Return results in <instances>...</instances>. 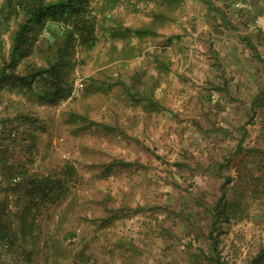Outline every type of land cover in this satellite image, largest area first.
I'll return each mask as SVG.
<instances>
[{"label": "rangeland", "instance_id": "374dc122", "mask_svg": "<svg viewBox=\"0 0 264 264\" xmlns=\"http://www.w3.org/2000/svg\"><path fill=\"white\" fill-rule=\"evenodd\" d=\"M162 1L113 3L110 0L115 6L103 10L107 0H92V15L97 17L95 39L89 45H76L69 76L72 91L79 79L84 80V87L73 98H69L70 93L53 104H31L21 86L0 90V118H14L13 124L20 133L27 131V126L14 117L19 111L31 109L42 119L44 131L39 132L38 148L32 158L25 160L27 167L31 171L49 173L55 164L71 161L79 171V179L72 182L60 198L33 205L30 210L26 209L27 197L20 200L16 193L7 195L17 239L11 246L0 243V264H185L189 245L208 248L203 237V227L207 224L203 221L205 207L201 206L203 182L195 168L175 165L183 159L180 154L176 157V148L170 144L167 151L156 146L153 134L150 136L143 131L138 141L130 140L127 136H136L121 134L120 130L109 133L101 125L118 126L126 132L127 128L131 129L124 120L130 110L138 112L140 106L128 102V97L117 87L109 93L98 89L94 85L98 80L95 76L105 69L122 74L140 67L146 71L153 69L148 65L154 54L152 48L158 44L156 38L161 37L162 31L167 33L168 24L177 22L183 14L174 13L175 20L159 28L156 38L134 36L123 27L151 23L153 12L162 7ZM2 3L0 0V5ZM138 4L143 6L138 7ZM15 28V21L0 27V67L9 56ZM50 28L46 27L42 33L38 29V40L31 46L29 55L21 60L18 71L22 70L23 61L39 55L37 48L44 37L51 35ZM118 28L119 32L112 35ZM124 49L134 51L135 56L121 58ZM147 77L151 80L149 75ZM84 101L89 107L97 105L89 112V118L96 123L88 128H83L80 119L75 120L71 113L75 109L82 112ZM179 129L183 131L181 125ZM178 142L181 145L180 134ZM180 147L184 150L181 154H189L183 145ZM114 160L136 161V164L128 168L111 167ZM1 174L0 171V198H4L5 182ZM215 195L212 191L209 199L212 201ZM117 214L119 216L114 218ZM200 228L203 234L197 232ZM255 234L258 233L247 239L240 236L242 240L235 237L238 244L223 235L220 247H228L227 257L232 264H248L257 254L262 235L254 237ZM85 242L90 247L88 258L82 262L78 255ZM230 243L237 252H232L234 248Z\"/></svg>", "mask_w": 264, "mask_h": 264}, {"label": "crops", "instance_id": "0c3cea01", "mask_svg": "<svg viewBox=\"0 0 264 264\" xmlns=\"http://www.w3.org/2000/svg\"><path fill=\"white\" fill-rule=\"evenodd\" d=\"M175 13L183 14L180 25L172 22L170 32L155 36L153 69L147 70L159 104L128 112L127 133L136 137L127 138L138 141L145 131L162 149L172 144L203 182V221L210 223L225 195L220 209L229 212L221 237L238 244L235 237L256 232L262 238L255 253L264 252V0H184ZM182 145L188 155L180 153ZM228 252L222 249L232 264ZM189 260L185 264H197ZM200 262L209 264L204 257Z\"/></svg>", "mask_w": 264, "mask_h": 264}, {"label": "trees", "instance_id": "16d2710c", "mask_svg": "<svg viewBox=\"0 0 264 264\" xmlns=\"http://www.w3.org/2000/svg\"><path fill=\"white\" fill-rule=\"evenodd\" d=\"M112 1L116 3L119 0ZM183 1L163 0L162 7L153 12L151 23L138 27L127 26L123 29L128 34L140 38L157 36L159 28L175 20L173 14ZM109 2L110 0H107L104 3L103 10H109L115 6ZM165 7H168L169 12L165 10ZM92 9V0H3L0 5V27L15 21L16 28L12 33L9 56L0 67V90L21 86L25 88V96L29 97L31 104H53L72 93L69 67L72 64L76 45L78 43L89 45L95 39L97 17L92 15ZM46 27H51V35L44 37L45 39L38 46L39 55L26 62L23 61V68L18 71L21 60L29 55L31 46L38 40L36 32L40 30L42 33ZM117 32L119 28L112 35H116ZM135 54L130 49H124L121 58L130 59ZM131 71L122 74L120 71L105 69L95 76L98 80H95L94 85L98 89L103 88L107 93L117 87L134 104H143L145 107L159 104L154 96V88L147 77L146 69L140 67ZM96 106L89 107L84 101L81 108L83 111L72 110V117L75 120L80 119L79 122L83 128L91 127L96 122L89 118V112ZM14 117L18 118L20 123L26 124L27 131L23 134L13 124L14 118L10 116L0 118V171L5 182V197L0 198V243H6L9 246L13 245L17 239L14 236L12 211L7 199L10 192L16 193L20 200L22 197H27L26 209L30 210L33 205L57 200L68 190L72 182L79 179L77 165L71 161L55 164L49 173L31 171L25 160H30L34 150L38 148L39 132L44 131L42 119L31 109L27 112L19 111ZM101 125L109 133L119 130L121 134L127 133L118 126L104 125V123ZM134 164L136 161L125 160H114L110 163L111 167L122 168H128ZM176 165L191 168L188 163L181 161H178ZM224 196L219 198L217 205L213 211L211 210L210 223L203 227L205 235L201 228L197 231L207 240L208 248H195L189 245L190 262L201 264L200 261L204 257L209 264H229L220 247L224 222H226L224 220H228L222 218H228L229 212L226 206L220 209ZM240 207H237L238 210ZM118 216L117 214L113 217ZM89 247L88 242L82 244L78 255L83 259L82 262L88 258ZM263 261L264 252L260 251L248 264H264Z\"/></svg>", "mask_w": 264, "mask_h": 264}, {"label": "built area", "instance_id": "2783aa9c", "mask_svg": "<svg viewBox=\"0 0 264 264\" xmlns=\"http://www.w3.org/2000/svg\"><path fill=\"white\" fill-rule=\"evenodd\" d=\"M82 87H84V80L83 79L77 80L75 82L74 89L70 94L69 98H73L75 95H77V93L82 89Z\"/></svg>", "mask_w": 264, "mask_h": 264}]
</instances>
